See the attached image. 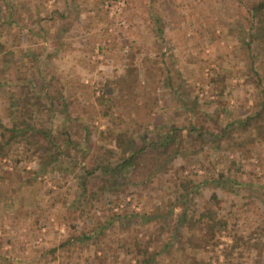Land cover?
<instances>
[{"label": "rangeland", "instance_id": "rangeland-1", "mask_svg": "<svg viewBox=\"0 0 264 264\" xmlns=\"http://www.w3.org/2000/svg\"><path fill=\"white\" fill-rule=\"evenodd\" d=\"M255 2L0 0V134L17 116L22 82H31L43 98L48 83L58 90L72 80L87 86L94 101L111 95L108 82L129 61L140 70L138 109L121 106L104 117L96 107L94 115L79 113L67 129L82 142L87 124L95 156H109L112 163L122 158L115 143L121 131L152 138L158 130L188 125L189 116L212 130L252 114L264 93V49L249 55L239 39ZM255 52L258 75L252 71ZM60 113L55 109L48 119L40 109L34 120L59 129ZM3 142L0 264H136L135 240L156 251L151 264H264V132L257 128L228 143L186 140L162 175L148 180L140 175L144 184L108 194L88 186L81 197L79 177L91 166L88 158L76 162L80 153L65 151L58 162L46 164L37 144ZM182 184L189 185L190 195L182 193ZM207 210L224 223L213 234L206 233L205 219L197 222ZM112 213L129 223H115L97 241L59 247L78 232L91 234ZM56 246L53 254L47 252Z\"/></svg>", "mask_w": 264, "mask_h": 264}, {"label": "trees", "instance_id": "trees-1", "mask_svg": "<svg viewBox=\"0 0 264 264\" xmlns=\"http://www.w3.org/2000/svg\"><path fill=\"white\" fill-rule=\"evenodd\" d=\"M246 12L249 17L246 18L248 30L247 32H245V28L240 30L245 34L240 37L239 42L241 47L250 55L254 48L256 50L264 49V0H257V2L247 8ZM257 55L258 53H256V55L253 54L252 57V71L256 75H258V73L255 68L254 59L256 60ZM130 57L132 60L134 59L133 54ZM139 72L140 70L134 65V62L129 61L124 73L108 82L111 95H101L94 101L88 96L89 92H86V90H88L87 86L79 84L78 82H73L72 80H64V82L58 85V90H56L51 82L48 83L42 90L43 98L39 96V91L32 86L31 82H22L20 87L23 91L20 93L21 97L15 104L16 108L13 112L16 113L15 115L17 116L14 118L12 116L13 120L10 128L6 129L1 127L2 130L6 132L0 134V139H4L3 145L11 147L16 141L17 143L22 141L25 143L33 142L39 146V148H37L39 156L43 157V159L46 157L48 158L44 160L46 164L58 162L65 151H76L80 153L79 156L74 155L76 162H83L88 158L91 161V166L85 168L84 172L79 177V186L82 189L79 193V197H81L87 194L86 191L88 186L95 185L96 193L101 192L103 194H108L114 191L117 192L119 188L129 186L130 184L134 187L139 184H144L145 180L141 179L140 175L147 180L155 174L162 175L168 168V164H170L172 160L179 155L181 150L186 147V140L190 141L191 145H201L206 141L208 142V140L217 143H228L239 133L253 127L264 132L263 93L258 101L257 109L252 114L242 119L230 120L220 125L217 129L213 128L212 130H207L204 120L199 122L196 118L189 116L188 125L170 126L166 131L158 130L155 137L152 138L143 135L136 138L131 133L132 131L129 130L119 132L116 134L117 140H115V143L116 148H119L121 151L122 158L119 157L117 162L112 163L108 161L107 159L109 156L107 157L104 154L101 156L91 154L89 152L91 146L88 140L90 131L88 130L87 124H84L82 129L86 137L82 142L79 140L77 141L73 137V131L69 133L67 129H73L72 126H74L80 118L79 113L94 115L96 107H102L99 113L104 117H106L113 108H119L121 106L125 108L127 106L128 109L129 106L133 109H138V105L134 100L138 89ZM50 81H52V79H50ZM56 81V83H59V79ZM92 93L94 94V91H92ZM84 95H86V97H84ZM31 107L36 109V111L44 109L48 119L52 117V111L54 112L55 109L61 110V127L58 129L55 127L46 128L45 126L37 125V123H40V120H34V112L36 111L33 112ZM182 107L187 110V106L184 105ZM126 117L130 118V113L126 114ZM27 120H34L35 123L33 125L29 124ZM101 133L103 134V132ZM104 135V139H109L108 134ZM58 139H61V141L57 144ZM2 150L3 148L0 143L1 154H3ZM184 185L182 184V189H184L182 193L188 196L192 192L189 189V185ZM89 194L92 195V198L93 195H95V190L91 191ZM173 202L168 210V215L173 212L175 207L174 205L176 203ZM213 213V211L207 210L206 212L200 213L197 219V222L200 223L203 222L204 219L206 220L205 230L207 231L206 233L210 234H213L212 232L216 231L218 226L224 225L222 220L216 219ZM167 214L164 215L163 218L168 217ZM184 218L185 210L181 217H178L176 225L180 226L179 223L184 220ZM147 219L148 218H143L145 221ZM125 220L129 223L126 216L112 213L110 216H107L102 224L96 226L91 234L86 235L85 233L78 232L75 236L67 238L59 247H65L69 243L80 245L91 239L97 241L98 237L101 236L102 233H105L107 229H111L115 223L124 222ZM158 229H163L162 225H159ZM157 238V235H155L151 236L149 240L154 241ZM136 241L137 240H135L133 244L137 258H135L136 264H151L153 256L157 255L156 251L148 249L147 246H143ZM56 249L57 246L50 248L47 252L53 254ZM138 258L141 260H138Z\"/></svg>", "mask_w": 264, "mask_h": 264}]
</instances>
